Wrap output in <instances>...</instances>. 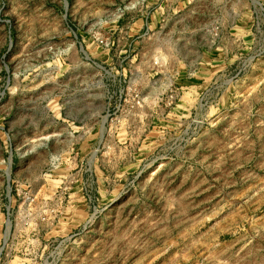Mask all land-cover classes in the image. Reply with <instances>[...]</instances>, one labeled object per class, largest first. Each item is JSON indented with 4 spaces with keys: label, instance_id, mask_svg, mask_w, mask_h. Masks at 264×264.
I'll return each instance as SVG.
<instances>
[{
    "label": "rangeland",
    "instance_id": "obj_1",
    "mask_svg": "<svg viewBox=\"0 0 264 264\" xmlns=\"http://www.w3.org/2000/svg\"><path fill=\"white\" fill-rule=\"evenodd\" d=\"M257 1L234 61L186 67L203 0H0V264H264ZM121 77L143 104L107 112Z\"/></svg>",
    "mask_w": 264,
    "mask_h": 264
},
{
    "label": "crops",
    "instance_id": "obj_2",
    "mask_svg": "<svg viewBox=\"0 0 264 264\" xmlns=\"http://www.w3.org/2000/svg\"><path fill=\"white\" fill-rule=\"evenodd\" d=\"M203 1H205V5L200 6L199 23L189 25L192 27L187 31V38H184L182 51H179L186 67H190L197 62L206 63L207 58L211 62L213 59L219 61L226 58H228L226 61H234L236 55H238L240 39L244 44L250 42V15L248 27L240 28L238 0ZM257 2V0H251L250 3L255 4ZM247 6L250 8L252 5L248 4ZM247 6H245V9ZM223 13L226 14L225 17H223ZM168 26V22L161 23L156 35H161L163 31L167 30ZM205 71H202L203 74L200 76L207 79Z\"/></svg>",
    "mask_w": 264,
    "mask_h": 264
},
{
    "label": "built area",
    "instance_id": "obj_3",
    "mask_svg": "<svg viewBox=\"0 0 264 264\" xmlns=\"http://www.w3.org/2000/svg\"><path fill=\"white\" fill-rule=\"evenodd\" d=\"M145 26L146 28H145L144 34H146L149 30L148 23L145 24ZM96 39L101 40L100 37H96ZM262 50H264V45H262ZM253 57H255V55L251 56L249 60H251ZM155 63L157 64L156 61ZM228 76L229 78L226 77L225 80H223L222 74H221V77L220 76L215 77L214 82H212L211 85L209 84L210 85L209 88H204L201 90V92H199L198 97L196 99V104H213L212 102L208 100V96H210L209 94L215 93L217 94L216 96H218L220 88L223 87V85H226L229 82H231L233 78L237 76L236 67L230 71ZM120 80H121V83H123L124 87L120 86L117 89H114L112 88L111 84L106 85L105 104L107 106V110H108L107 112H109L111 106L116 108L117 110H120V108L122 107V104H130V108H134V109L141 108V104H143V100L141 98L140 92L137 90H134L135 93L132 96L130 95L129 97L130 100H127L126 98L127 88L125 87V84H127L126 78L121 77ZM212 89L214 90L213 92H212ZM113 104H117V105L115 106ZM214 104H219V103L218 101H214Z\"/></svg>",
    "mask_w": 264,
    "mask_h": 264
}]
</instances>
